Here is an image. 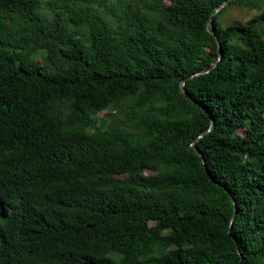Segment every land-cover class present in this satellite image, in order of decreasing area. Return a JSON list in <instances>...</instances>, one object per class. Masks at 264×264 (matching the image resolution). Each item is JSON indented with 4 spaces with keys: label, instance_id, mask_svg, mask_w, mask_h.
<instances>
[{
    "label": "trees",
    "instance_id": "obj_1",
    "mask_svg": "<svg viewBox=\"0 0 264 264\" xmlns=\"http://www.w3.org/2000/svg\"><path fill=\"white\" fill-rule=\"evenodd\" d=\"M224 1L0 0V264H264V0Z\"/></svg>",
    "mask_w": 264,
    "mask_h": 264
},
{
    "label": "rangeland",
    "instance_id": "obj_2",
    "mask_svg": "<svg viewBox=\"0 0 264 264\" xmlns=\"http://www.w3.org/2000/svg\"><path fill=\"white\" fill-rule=\"evenodd\" d=\"M256 13H257L256 9H248L245 7H231L224 12V14L221 17V20L223 24H229L235 21L244 22L248 20L251 16L255 15ZM111 111L114 112L115 109L113 108ZM103 113L104 111L101 112L100 114Z\"/></svg>",
    "mask_w": 264,
    "mask_h": 264
},
{
    "label": "water",
    "instance_id": "obj_3",
    "mask_svg": "<svg viewBox=\"0 0 264 264\" xmlns=\"http://www.w3.org/2000/svg\"><path fill=\"white\" fill-rule=\"evenodd\" d=\"M229 1L230 0H226V1H224L220 6H218L216 9H215V12H218L219 10H221L222 8H224L228 3H229ZM211 17L212 16H210V18H209V20H208V24H209V26L211 27V32L212 33H214V30H213V26H212V21H211ZM216 40H217V38H216ZM217 44H218V51H219V54H218V59L220 58V46H219V43H218V41H217ZM206 71H208V70H205L204 72H206ZM199 73V72H198ZM198 73H195V74H198ZM184 83V81H182V84ZM182 91H183V93H184V95L188 98V99H190V100H192V98H191V96L185 91V89L182 87ZM213 124H214V122H213V119H211V125H210V128L213 126ZM209 128V129H210ZM209 129L207 130V131H209ZM203 134H200V135H198V138L199 137H201ZM193 146V149L195 150V152L201 157V160H202V162L204 163V157H203V154L201 153V151L196 147V146H194V145H192ZM232 200H233V203L235 204V200L232 198ZM235 213V212H234ZM233 216H234V214H233ZM233 216H232V218H231V220L233 219Z\"/></svg>",
    "mask_w": 264,
    "mask_h": 264
}]
</instances>
